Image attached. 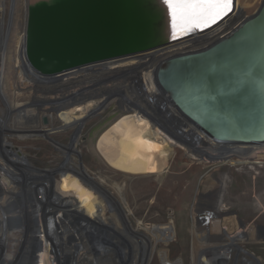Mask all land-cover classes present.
<instances>
[{
    "label": "rangeland",
    "instance_id": "obj_1",
    "mask_svg": "<svg viewBox=\"0 0 264 264\" xmlns=\"http://www.w3.org/2000/svg\"><path fill=\"white\" fill-rule=\"evenodd\" d=\"M22 1L0 0L3 27H7L0 49L6 52L8 62L12 60V63L14 46L18 45L19 38L22 42ZM231 1V11L240 9L241 15L217 36L255 14L262 2ZM193 32L180 40H187ZM206 45L202 43L190 50ZM164 47L174 48L170 44ZM145 55L142 58L148 62L151 58ZM138 56L112 61L107 67L103 64L98 68L88 67L68 73L65 85L63 82L38 84L25 73L16 78L14 70L7 68V81L4 83L7 94L0 93V166L3 164L5 167L0 168V183L2 178L5 179L12 188L8 193L15 197L10 199L7 208L0 207V264H70L69 250L74 251L72 256L86 254L95 238L108 243V251L102 258L93 257L95 264H162L164 260L167 261L165 264H264V144L252 149L238 145L242 150H251L250 156L237 155L234 152L236 146H231L233 151L224 155L226 150L216 145L215 150L220 157L199 159L187 156L184 143L171 137L176 145L156 139L151 121L145 115L135 107L132 111L124 108L126 103L118 105L121 100L118 91L126 85L124 97L130 102L137 99L144 103L139 97H146L145 82L149 81L163 104V107L158 106V113L167 111L165 114L171 116L169 121L173 120V108L155 82L156 67L150 69L148 64L144 67L139 63L136 65L139 67L130 69L129 61L136 60ZM109 68L116 69L113 75L88 83L91 85H87V92L75 95L83 94L85 99L81 97L63 109L79 108L89 101H104L108 93L112 94L109 103L103 109L99 107L97 114L90 113L83 122L79 121V133L75 125L63 127L57 110L60 102L41 103L43 98L58 100L67 90H80L77 84L81 83L83 87L86 80L79 82V76L88 80L94 75H82ZM28 73L32 77L29 69ZM100 86L107 91L96 90ZM15 96L21 103L29 102L26 108L29 106L34 110L28 121L22 118L23 115L17 114L13 118L9 115L12 104L16 102ZM136 112L145 118L146 126L137 124V128L121 129L114 141L104 138L105 133L112 131L125 116ZM73 114L76 116L78 113L75 111ZM173 121L170 126H173ZM154 128L159 129L156 125ZM177 128L183 132L189 130L184 125H177ZM119 130L117 128L116 132ZM197 133L208 141L199 131ZM190 138L194 139L193 135ZM145 142L159 146H149ZM35 194L40 200L37 207L33 205ZM84 195L92 198L86 210L77 202ZM122 210L127 215L130 228L121 215ZM208 218L218 220L219 226L207 223ZM168 224L174 231L173 237L164 242L165 236L155 231L153 226L161 228ZM6 225L7 230L4 228ZM220 226L226 235L218 229ZM135 228L136 233L132 232ZM73 244L75 250L70 247ZM94 244L91 246L98 249L99 246ZM208 247L221 252L223 257L210 256ZM163 250H166V259L159 254ZM118 252L123 254L118 257ZM245 252L252 254L255 261L244 257ZM109 254L112 256L110 261ZM201 254L209 255L210 262L204 263ZM45 256H49V260ZM76 264L91 262L80 260Z\"/></svg>",
    "mask_w": 264,
    "mask_h": 264
},
{
    "label": "water",
    "instance_id": "obj_2",
    "mask_svg": "<svg viewBox=\"0 0 264 264\" xmlns=\"http://www.w3.org/2000/svg\"><path fill=\"white\" fill-rule=\"evenodd\" d=\"M29 8L23 56L33 80L156 51L189 31L178 33L166 0H41ZM154 77L178 132L187 126L194 139L199 131L221 147L264 144V0L206 47L162 60Z\"/></svg>",
    "mask_w": 264,
    "mask_h": 264
},
{
    "label": "bare ground",
    "instance_id": "obj_3",
    "mask_svg": "<svg viewBox=\"0 0 264 264\" xmlns=\"http://www.w3.org/2000/svg\"><path fill=\"white\" fill-rule=\"evenodd\" d=\"M23 1H22L23 2L22 3V11L24 10V12H23V21H21V24H20L21 27H22L21 33H23V25H24V22L26 20L25 19V16H26V13H28L29 5H30L29 10H30L31 7H33L34 5L40 4V1L41 0H23ZM231 8H232V1L230 2L229 6H228V9H227V7L226 8L207 7L205 9H203V10L197 9L195 11L185 9V8H183V7H181V6H179V5H177V4L174 3L173 4V9L175 11V17H176L175 19H176L177 22L178 21L180 22L179 23L180 31L178 33H182V32H184L187 29H189L188 33L191 32V31H194V32L189 37L186 38L187 40H185V41H181L180 40L179 42H175V43L170 44V45H173L174 46V48H172L170 50L168 49V47H166V48L164 47L162 49H159L157 51H153L151 53H148L147 52V55H145V53L144 54H140V56H138L139 58H137V59H140V60H137L136 59L134 61H129L131 63L130 66L132 67L130 69L139 67V66H136L139 63L140 64H143L144 67L148 64L147 66H150L149 67L150 69H154L157 66V64L161 62L162 59L164 60L165 58H168L170 56H173V55H176V54H179V53L190 52L191 51L190 50L191 48L196 47L197 45L202 44V43H205V44L207 43V45H209L208 43H211L216 38L215 36H217L223 29L228 28L230 26V23H232L233 21H235L237 18L240 17V15H241L240 9L239 10H236L235 9V10L231 11ZM1 17L2 16L0 14V42H1V38H3V36L6 34V31H7V29H6L7 27H3V19ZM206 29H208V30H206ZM204 30H206V31H204ZM223 31H225V30H223ZM10 41L12 42V40H10ZM17 43H18V45L16 44L14 46V49H13L14 50V53H13V61H14L13 70L15 71L16 78L18 76H21V74L22 75L24 74V71H25L24 67H26L25 60H24V56H23V36H22V42H21V39L19 38V40H18ZM1 47H2V45L0 44V48ZM186 48H188V49H186ZM173 49H174V51H173ZM184 49L186 51H184ZM199 49H201V48H199ZM166 51H168V52H166ZM3 55H4L3 50H1L0 51V93L7 94L6 88L3 85L5 83L4 82V79H5L4 73H5V70H6V68H3ZM144 55L147 56L148 58H151V59L148 62L147 61H144V58H142V57H144ZM128 58H131V57H128ZM124 59L125 58H123V60ZM145 59H147V58H145ZM111 62H104V63L94 64V65H91V66L79 68L77 70L72 71L71 74L74 73V72L82 71V70H84V69H86L88 67H92V68L93 67H96V68H98L99 66H101L103 64H106L105 67H107V65L109 63H111ZM100 68H102V67H100ZM130 69L128 71H131ZM115 71H116V69L109 68V70H102V71H99V72H92L90 74L88 73V74L82 75V77L93 76L94 75L93 78L90 77L88 80L86 78H80L81 76H79L78 77L79 82L82 81V80H86V85H85L86 87L85 86L81 87L82 84L81 83H78L77 86H80V88H81L80 90H78L76 92L74 90H67V93L66 94H62V96H61L62 98L61 99H58L59 101L58 100H52V99H50L48 97L43 98L42 100H44V101L41 102V103L46 102L48 104H52V103L54 104L55 102H60V109H57V108L56 109L58 110V115L60 116V119L63 121V127H65L66 124H68L70 126H74L75 125L76 126L75 128H76V130L79 133L80 132V129H81V126H79V125L77 126V124L79 123V121L80 122H83L88 117V115L90 113L94 114V112H95V114H97L98 113L97 109L99 107H100L99 109H103L105 107V105L109 103V99L112 97V94L108 93L107 97L105 98L106 100H104V101L103 100L102 101H99V102H97V101H95V102H92L91 101L90 102L89 101L88 103L83 102V104L86 103L87 105L80 106L79 108L76 107V108H73V109H70V110H67V109L66 110H63V109L64 108H67L68 106H70L71 103H73L74 101H77V99L81 98L83 96V94L79 95L78 97H76L75 95H78L82 91L83 92L84 91L87 92V90L89 88V87H87V85H91L93 81H98V80L102 79V77H105L106 75H109V74H112L113 75L115 73ZM128 71H124V72L126 73ZM25 75H27L30 80H32V81H34V82H36L38 84L39 83H43V82H47V83H50V82H58V83H61V82H63L64 85L66 84L65 83V78L68 76V75H59V76H55L53 78H47V79H44V80H41V79L40 80L39 79L38 80H33L32 77L29 76V73L27 71H26ZM19 79H20V77H19ZM92 79H95V80H92ZM21 80H23V79H21ZM88 83H91V84H88ZM63 84H60V85H63ZM145 87H146V92H145L146 93V95H145L146 97H143V98L139 97V99L142 100L144 103L141 104L140 102L137 101V99L134 100L133 102H130L127 97L121 98L120 95H119V93H118V95H119V97L121 99V100H119L118 105L121 106V104L123 105L124 103H126V104L129 103L127 105L124 104L123 107L126 108V109H129L130 108L129 109L130 111L134 110L132 108L135 107L138 112H141L143 115H145L151 121L152 133L156 137V139L159 138V139L165 140L166 142L170 143L171 145L172 144L173 145H176V142L175 141L184 143L185 144V148H186L187 156H189L190 158L191 157H194V158L195 157H198L199 159H203V158L205 159V158L215 157V156L220 157L219 154L216 152V150H217L216 145L217 144L216 143L213 144L212 141H210V139L209 140L207 139L209 141V143H211V147L208 148V141H206L203 137H201V136L198 135L195 139H192V138H190V133H189L188 130L180 133V132H178L175 129L176 126L175 127L174 126H170L171 125V122L173 120H176V122H179V120L175 117V115H176L175 113H173V116L171 118L173 120L170 122L169 121L170 120V117H168V114H165L167 111L166 112L165 111L164 112L161 111L163 113H161V112L158 113V111H157V113L154 112V110H155V108H153L154 103H152V104L150 103L152 101L151 97L152 98H156L157 97L156 98L157 101H158L157 103H158V106H160V107H163L162 101L160 100V98H158V95L156 94V92L153 91L152 82H149V81L145 82ZM28 88H31V87H28ZM98 89H100V91L102 93H105L107 91V88L105 90H102V87L101 86L98 87L96 90H98ZM16 96H15L16 102L12 104L9 115L12 118L14 116H16L17 114L18 115H23L22 118L25 119L26 121H28V117H32V116H29V115L33 114L34 110L32 108H30L29 106H28V108H26V106L29 105L28 104L29 102L21 103L19 100L17 101V97ZM71 96H74V97H71ZM91 96H93V95H91ZM91 96H89V97H91ZM82 99H85V98L82 97ZM82 99H80V100H82ZM53 107L54 106H52V108ZM143 107L146 108V109H148L149 112H147V110H145ZM61 108H62L63 111L61 110ZM59 110H61V111L59 112ZM75 111H77V113H78L76 116H74V114H73V113H75ZM138 112H136V113H134L132 115L125 116L117 124V126H115L112 129V131H110L108 133H105L104 138H107L108 141H112V139L114 141V139H116V137L119 135L118 133H120L121 129L122 130H125V129H127L129 127H133V126L135 128H137V124H140L142 127L146 126V120H145V118L142 115H140ZM26 113H28V114H26ZM39 115H40V113H39ZM154 125H156L161 130H159L157 128H154ZM32 126H29V128L32 127ZM168 127L169 128L171 127V130H169ZM34 128H36V127H34ZM117 128H118V130L120 129L119 132H116V129ZM161 131H163L166 135H168V133H169V134H171V136L170 135L166 136ZM170 137L172 139H174L175 141H172ZM178 140H180V141H178ZM184 141H186V143ZM145 144H147L149 146H152L153 145L154 147H158L159 146L158 144L153 143V142H145ZM257 146H259V145H253V146L251 145L249 147H251V149H252V148H255ZM213 147H215V148H213ZM236 147H237L236 148V151H234V152H236L237 155H239V156H250L251 155V152H252L251 150H242L241 149L242 147L241 148L239 146H236ZM218 148H221L223 151L226 150L223 153L224 155H227L229 152L233 151L231 146H226V147H221L220 146ZM192 151H195V152H192ZM239 162H237V163H239ZM12 163H14L13 165L17 164L15 162H12ZM12 163L10 164L11 166H12ZM0 168L2 169V168H5V167H4L3 164H1ZM142 170H144V167H143ZM80 171L83 174L85 173V171L83 169H81ZM1 180H2V182L0 183V187H1V191H0V207L2 209L3 208L5 209V208H7L6 206H9L10 205V203H11V200L10 199L14 198L15 195L14 194L11 195L10 193H8V192H11L10 190L12 188L9 187V185H8V183H6L5 179L2 178ZM66 181L68 182V180H65V182ZM71 189H72V187H71ZM38 197H39V195H36L35 194V197L33 199V205L36 204L35 205L36 207L38 205V202L40 201ZM111 198H112V196H111ZM112 200H114V198H112ZM78 201H79V205L82 207V209L86 210L89 207V205L91 204V203H89V201H92V198L90 196H88V195H84L83 196V199L82 200L81 199H78L77 202ZM96 203H97V201H96ZM10 210L13 212V209L11 208V206H10ZM4 213H6V212H4ZM121 215L123 216L125 223H127V225L129 226L128 220L126 218L127 215L124 214L123 210H122V214ZM206 222L207 223L211 222V224H214L217 227L219 226V221L216 220V219L211 221L208 218L206 220ZM130 226H129V228H130ZM4 228L6 230L9 229L7 227V225ZM137 228H135L134 230H132V232L136 233L137 232L136 231ZM153 228H154L155 231H159V232L162 233V235L165 236L164 242H167L169 239H172L173 232L174 231L172 230V226L171 225L168 224V225L163 226L161 228H159L158 226H155V227L153 226ZM153 228H152V231H154ZM218 229L223 234L226 235V233L221 228V226ZM94 242H95L94 245L99 246L98 249L95 248V247H93V246H91V245H93ZM90 243H91V245L89 246L90 249L87 246L89 252L87 251L86 254L80 255V254L77 253L76 256L75 255L72 256L73 253H74V251H71V249L69 250V254H70V257H71V260H72V262L70 260V264H76L80 260H85L87 262H91V264H95L96 262L93 260V257L96 256L97 258H102V255L105 254L108 251V249H107V246H108L107 244L108 243L106 244L105 241H102L101 242V241H99V239H96L95 238V241L90 242ZM110 244L113 245L112 243H110ZM74 246L75 245L73 244V246H70V247L71 248L72 247L74 248ZM100 247H101V249H100ZM153 247H154V244L152 245V248ZM212 248L213 247H208V250L210 251L209 252L210 253V256L216 257L217 252L214 251V249H212ZM75 249H76V247L74 248V250ZM165 252H166V250L159 251V254L161 256H163V258L166 259V253ZM122 254H123L122 252H120V253L118 252L117 253L118 257H120ZM109 256H110V258H108V261H110L111 260V257H112L111 254H109ZM208 256L209 255H207V256L202 255L201 256V258L204 259V261H205L204 263H206L207 260L209 261ZM45 258H46V260L47 259L49 260V256H45ZM51 260H50V262H51ZM166 262L167 261L164 260L161 263L162 264H165ZM227 263L229 264V262H225V264H227Z\"/></svg>",
    "mask_w": 264,
    "mask_h": 264
},
{
    "label": "snow or ice",
    "instance_id": "obj_4",
    "mask_svg": "<svg viewBox=\"0 0 264 264\" xmlns=\"http://www.w3.org/2000/svg\"><path fill=\"white\" fill-rule=\"evenodd\" d=\"M231 0H166L169 7L177 4L185 9L195 11L197 9L203 10L207 7L226 8L229 6ZM173 19H175V11H173Z\"/></svg>",
    "mask_w": 264,
    "mask_h": 264
},
{
    "label": "flooded vegetation",
    "instance_id": "obj_5",
    "mask_svg": "<svg viewBox=\"0 0 264 264\" xmlns=\"http://www.w3.org/2000/svg\"><path fill=\"white\" fill-rule=\"evenodd\" d=\"M24 69H25V71L28 72V68H27V67H25ZM124 88H125V89H124ZM126 88H127V85H126L125 87H120L118 93H119V95H120L121 98H124V94H123V92L126 90ZM156 98H157V97H156ZM156 98H152L153 101H151L150 103H151V104L154 103V106H153V108H155L154 112L157 113V111H158V103H157V102H158V101H157ZM116 107L119 108V109H121V108L118 107V106H116ZM168 129L171 130V127H170V128L168 127Z\"/></svg>",
    "mask_w": 264,
    "mask_h": 264
},
{
    "label": "built area",
    "instance_id": "obj_6",
    "mask_svg": "<svg viewBox=\"0 0 264 264\" xmlns=\"http://www.w3.org/2000/svg\"><path fill=\"white\" fill-rule=\"evenodd\" d=\"M1 42H2V40H1ZM1 50V49H0ZM3 53L5 54V55H3V68H6V70H5V73H4V76H5V79H4V82L6 83V75H7V73H8V71H7V68L8 67H11L12 69H13V64L14 63H12V60H10V62H8V60H9V57L6 55V52L5 51H3ZM12 58H13V54H12ZM11 57H10V59H12ZM7 60V61H6ZM9 64V65H8ZM15 72V71H14ZM4 85V84H3ZM5 87V86H4Z\"/></svg>",
    "mask_w": 264,
    "mask_h": 264
}]
</instances>
